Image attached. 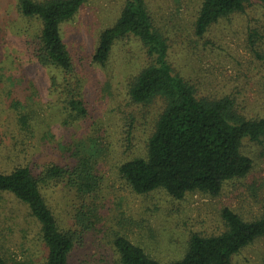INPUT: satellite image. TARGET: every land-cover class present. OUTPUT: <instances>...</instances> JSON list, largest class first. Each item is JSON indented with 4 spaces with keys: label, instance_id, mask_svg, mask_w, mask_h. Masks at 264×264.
<instances>
[{
    "label": "trees",
    "instance_id": "obj_1",
    "mask_svg": "<svg viewBox=\"0 0 264 264\" xmlns=\"http://www.w3.org/2000/svg\"><path fill=\"white\" fill-rule=\"evenodd\" d=\"M90 1L8 0V6L22 20L17 36L20 50L29 63L50 73L49 93L57 96L66 128L98 125V120L90 121L96 108L86 99L85 78L80 72L83 58L72 53L62 36L64 25L77 19ZM236 15L245 16L249 71L259 79L255 83L258 93H264V0H202L191 24L180 26L176 31L181 33L174 38L171 33L163 34L147 0H125L116 22L99 33L90 65L108 68L119 42L138 40L146 62L131 77L128 98L136 109L159 99L165 104L141 157L133 156L136 109H119L122 156L126 158L118 162L117 172L125 189L133 194L146 197L161 192L177 201L196 194L216 199L228 182L243 179L253 170L254 161L244 148L248 142H264V116L252 114L246 98L240 97L244 88L234 85L228 91L229 86L224 85L222 93L215 89L203 95L187 78L188 69L183 68L182 74L171 61L176 46L190 57L194 56L190 50L202 52L215 46V28L226 20L232 25ZM248 78L250 83L245 85L252 86L254 76ZM12 87L18 84L12 82ZM9 96L16 124L6 132L7 137L12 135L11 144L0 140V156L8 161L0 165V193L12 195L40 226L47 250L44 264H71L74 251L84 247L87 237L103 225L102 164L109 149L99 140V129L76 143L47 149L60 155V161H29L28 142L37 134L39 113L36 106L27 107L21 95L16 98L10 92ZM52 138L45 133L40 140L48 145ZM45 189H66L72 194L71 227L61 226L43 193ZM221 215L225 230L213 236L192 234L185 255L177 261L163 263L151 257L123 234L119 224L111 229V248L118 264H234L237 254L264 238V215L247 220L228 207ZM0 264H8L1 253Z\"/></svg>",
    "mask_w": 264,
    "mask_h": 264
},
{
    "label": "rangeland",
    "instance_id": "obj_2",
    "mask_svg": "<svg viewBox=\"0 0 264 264\" xmlns=\"http://www.w3.org/2000/svg\"><path fill=\"white\" fill-rule=\"evenodd\" d=\"M124 2L91 0L77 19L63 27L64 41L74 55L76 53L83 58L80 72L85 78L86 99L96 108L95 118L90 121L98 120V125L93 128L89 123L66 128L62 124L65 115L60 111L57 96L49 93L50 73L29 63L17 38L23 28L22 20L15 9L8 6V0L0 1V140L4 138L7 146L11 144L9 139L12 135L7 137L6 132L16 124L9 96L12 92L16 98L21 95L27 107L36 106L39 113L37 134L28 142L29 161L58 160L60 155H52L47 149L61 143H76L99 129V140H103L104 147L109 149L102 164L103 225L87 237L84 247L74 251L71 264H118L110 244L114 232L111 229L118 224L122 226L123 234L145 248L151 257L168 263L185 255L192 234L213 236L222 233L225 226L221 214L225 207L247 220L264 215V142L246 143L244 152L254 161L253 170L243 179L228 182L216 199L196 194L177 201L161 192L143 197L125 189L117 172L118 162L126 158L122 156V111L119 109L132 111L134 108L127 95L128 84L146 62L143 47L135 39L119 42L106 69L90 65L88 61L99 33L116 22ZM147 2L152 15L162 26L163 34L171 33L174 38V34L181 33L176 31L180 26L187 28L191 24L202 0ZM234 17L232 25L226 20L213 31V38L218 42L215 46L204 48L202 52H193L189 48L194 54L191 57L176 46L171 61L177 71L188 69L187 78L193 80L203 95L207 90L213 92L215 89L222 93L224 85L229 86L228 91L234 85L244 88L240 97L246 98L251 111H254L252 114L264 116V93L257 91L255 83L259 79L255 72L249 71L251 57L245 50L243 27L246 19L240 15ZM187 48L188 45L183 47ZM197 76H200L199 80ZM248 76H254L252 86L245 85V82L250 83ZM12 82L18 87H12ZM164 107V102L159 99L146 108H134L137 141L133 156L145 155L146 141ZM45 133L53 137L48 145L40 140L41 134ZM7 162L0 156V165H7ZM61 190L45 189L43 193L61 226L68 228L72 225L73 196L66 189ZM0 253L8 264H44L47 258L40 226L28 215L26 208L7 193H0ZM234 264H264V238L237 254Z\"/></svg>",
    "mask_w": 264,
    "mask_h": 264
}]
</instances>
